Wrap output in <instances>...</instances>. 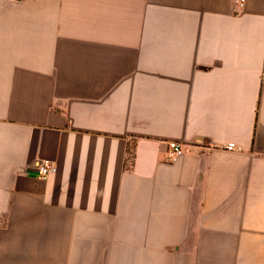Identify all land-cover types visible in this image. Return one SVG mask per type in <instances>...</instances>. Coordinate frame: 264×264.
Returning <instances> with one entry per match:
<instances>
[{"label":"crops","instance_id":"1","mask_svg":"<svg viewBox=\"0 0 264 264\" xmlns=\"http://www.w3.org/2000/svg\"><path fill=\"white\" fill-rule=\"evenodd\" d=\"M0 264H264V0H0Z\"/></svg>","mask_w":264,"mask_h":264},{"label":"built area","instance_id":"2","mask_svg":"<svg viewBox=\"0 0 264 264\" xmlns=\"http://www.w3.org/2000/svg\"><path fill=\"white\" fill-rule=\"evenodd\" d=\"M245 0H236V3L240 6L244 4ZM168 145V159L174 160L179 155L183 153V144L177 140H170ZM225 147L229 150L239 149V147L234 142H228ZM37 166L39 168L40 174L42 176L56 171V166L48 160H38Z\"/></svg>","mask_w":264,"mask_h":264}]
</instances>
